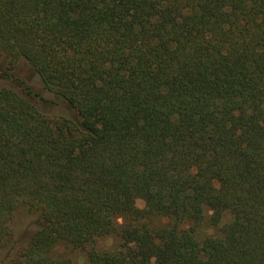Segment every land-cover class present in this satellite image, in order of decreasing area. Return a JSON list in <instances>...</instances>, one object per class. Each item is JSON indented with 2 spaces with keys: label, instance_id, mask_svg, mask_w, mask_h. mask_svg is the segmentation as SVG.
I'll return each instance as SVG.
<instances>
[{
  "label": "trees",
  "instance_id": "16d2710c",
  "mask_svg": "<svg viewBox=\"0 0 264 264\" xmlns=\"http://www.w3.org/2000/svg\"><path fill=\"white\" fill-rule=\"evenodd\" d=\"M62 246L264 264V0H0V264Z\"/></svg>",
  "mask_w": 264,
  "mask_h": 264
},
{
  "label": "rangeland",
  "instance_id": "374dc122",
  "mask_svg": "<svg viewBox=\"0 0 264 264\" xmlns=\"http://www.w3.org/2000/svg\"><path fill=\"white\" fill-rule=\"evenodd\" d=\"M20 71L22 74H24L23 76H26L29 78L28 73L26 72L25 69L23 71L20 69ZM32 80L41 89L40 81L36 77H33ZM18 91L21 93L19 89ZM46 98L54 100V98L50 94H47ZM35 104L43 112H49V113L60 112L59 108L55 107L54 105H49L47 103L38 102V101L35 102ZM136 208L138 209L139 212H141L142 210L148 208L147 202L144 200L137 201ZM167 222H168V219L161 218V219H156L154 223L157 224L158 226H161V225L166 224ZM13 223H14V230H15V238L18 241L19 245L20 246L27 245L32 237V234L37 229L33 218L29 214L20 213L16 216L15 222ZM206 231H208V233H214L213 229L206 228ZM115 244H116V241L114 240L103 239L99 241L98 246L99 247H111V246H114ZM59 251L61 254L65 255L66 257L71 258L76 264H87L85 254L80 251L73 250L66 246L60 247ZM4 258L5 256L3 254L2 255L0 254V262H4L7 260V259L5 260Z\"/></svg>",
  "mask_w": 264,
  "mask_h": 264
}]
</instances>
